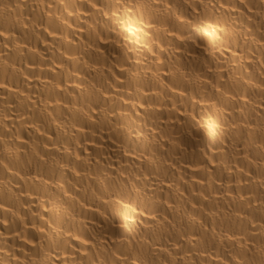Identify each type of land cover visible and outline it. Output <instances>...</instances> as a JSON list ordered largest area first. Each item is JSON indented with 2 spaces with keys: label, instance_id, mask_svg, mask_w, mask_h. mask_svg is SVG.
Listing matches in <instances>:
<instances>
[{
  "label": "bare ground",
  "instance_id": "bare-ground-1",
  "mask_svg": "<svg viewBox=\"0 0 264 264\" xmlns=\"http://www.w3.org/2000/svg\"><path fill=\"white\" fill-rule=\"evenodd\" d=\"M0 264H264V0H0Z\"/></svg>",
  "mask_w": 264,
  "mask_h": 264
}]
</instances>
